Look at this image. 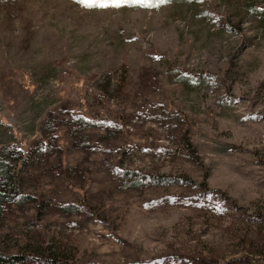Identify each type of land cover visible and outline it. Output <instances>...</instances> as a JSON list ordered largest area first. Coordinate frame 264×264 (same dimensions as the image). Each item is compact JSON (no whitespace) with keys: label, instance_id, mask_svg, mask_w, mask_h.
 Returning <instances> with one entry per match:
<instances>
[{"label":"rangeland","instance_id":"1","mask_svg":"<svg viewBox=\"0 0 264 264\" xmlns=\"http://www.w3.org/2000/svg\"><path fill=\"white\" fill-rule=\"evenodd\" d=\"M0 156L10 264H264V0H0Z\"/></svg>","mask_w":264,"mask_h":264},{"label":"trees","instance_id":"2","mask_svg":"<svg viewBox=\"0 0 264 264\" xmlns=\"http://www.w3.org/2000/svg\"><path fill=\"white\" fill-rule=\"evenodd\" d=\"M20 151L22 152V154L24 153L22 150H20ZM20 151H19V154H20ZM24 156H23V158H24ZM0 162H4V158L2 156H0ZM14 176H16V175L14 174L13 177ZM5 195H6L5 192L0 190V205H2V203L6 199L7 196H5ZM18 196L22 197V196H24V194L23 193L21 194L18 192ZM26 196H28V195H26ZM21 259L23 260L22 256H20V255H9L8 256V255H4V254L0 253V264H10L13 261H17V260H21Z\"/></svg>","mask_w":264,"mask_h":264},{"label":"snow or ice","instance_id":"3","mask_svg":"<svg viewBox=\"0 0 264 264\" xmlns=\"http://www.w3.org/2000/svg\"><path fill=\"white\" fill-rule=\"evenodd\" d=\"M78 2L84 3L86 6H93L94 4V0H78ZM112 3L116 4L118 6V4L121 2V0H111ZM135 2L137 3H145L147 4L149 2V0H135ZM160 3H164L166 2V0H159ZM101 7H105L107 6L106 3H100Z\"/></svg>","mask_w":264,"mask_h":264}]
</instances>
